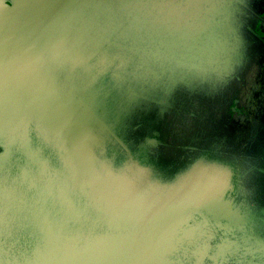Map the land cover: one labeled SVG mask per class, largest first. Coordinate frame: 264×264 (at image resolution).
<instances>
[{
	"label": "clouds",
	"instance_id": "obj_1",
	"mask_svg": "<svg viewBox=\"0 0 264 264\" xmlns=\"http://www.w3.org/2000/svg\"><path fill=\"white\" fill-rule=\"evenodd\" d=\"M146 7L112 26L70 20L0 61L3 132L18 146L0 179V264H264L247 168L181 183L199 157L165 178L149 158L157 139L133 151L113 131L109 101L166 97L203 70L211 3Z\"/></svg>",
	"mask_w": 264,
	"mask_h": 264
},
{
	"label": "water",
	"instance_id": "obj_2",
	"mask_svg": "<svg viewBox=\"0 0 264 264\" xmlns=\"http://www.w3.org/2000/svg\"><path fill=\"white\" fill-rule=\"evenodd\" d=\"M206 2L211 7L202 15L215 23L199 75L175 85L166 97L149 96L131 104L109 101L104 110L116 136L131 150L136 151L146 138L159 141L149 158L165 178L173 177L193 156L199 159L179 178L181 183L220 173L228 163L247 168L244 182L249 199L257 214L264 216V0ZM13 3V8H0V61L17 48L43 47L70 20L105 26L123 17L140 20L155 0ZM190 38L197 39L195 31ZM5 103L0 92V179L5 161L14 162L18 149L3 132ZM204 264H211L209 256H204Z\"/></svg>",
	"mask_w": 264,
	"mask_h": 264
}]
</instances>
